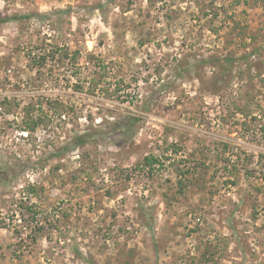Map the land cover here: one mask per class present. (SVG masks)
<instances>
[{
  "label": "rangeland",
  "instance_id": "rangeland-1",
  "mask_svg": "<svg viewBox=\"0 0 264 264\" xmlns=\"http://www.w3.org/2000/svg\"><path fill=\"white\" fill-rule=\"evenodd\" d=\"M25 14L0 22V264H264V0H0Z\"/></svg>",
  "mask_w": 264,
  "mask_h": 264
},
{
  "label": "trees",
  "instance_id": "trees-1",
  "mask_svg": "<svg viewBox=\"0 0 264 264\" xmlns=\"http://www.w3.org/2000/svg\"><path fill=\"white\" fill-rule=\"evenodd\" d=\"M66 11H56V13H65ZM32 17V14H25V15H13L7 19H0V22H4L6 20H19V19H29ZM40 58V57H38ZM42 60H44L43 57H41ZM86 137L84 135H78L75 140L71 143L70 148H73L75 146L81 145L85 142ZM157 162V159L154 157H144L143 163L147 167H152L153 164ZM180 182V181H179Z\"/></svg>",
  "mask_w": 264,
  "mask_h": 264
}]
</instances>
